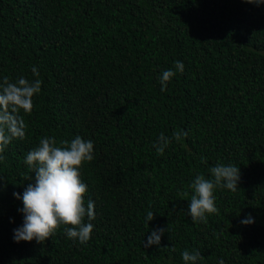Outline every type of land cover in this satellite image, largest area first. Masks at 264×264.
Wrapping results in <instances>:
<instances>
[{
  "label": "trees",
  "instance_id": "16d2710c",
  "mask_svg": "<svg viewBox=\"0 0 264 264\" xmlns=\"http://www.w3.org/2000/svg\"><path fill=\"white\" fill-rule=\"evenodd\" d=\"M177 60L184 72L161 91L158 77ZM4 76L43 83L32 113H20L26 138L0 160V264H184V250L201 253L197 264H264V4L0 0ZM180 129L188 136L158 155L160 133ZM76 135L94 142L81 169L85 203L95 202L91 239L61 226L43 244L15 242L23 202L13 193L35 176L28 151ZM217 163L240 168L239 188H217L219 214L193 222L189 185ZM248 214L254 222L241 224ZM157 228L168 231L145 248Z\"/></svg>",
  "mask_w": 264,
  "mask_h": 264
},
{
  "label": "clouds",
  "instance_id": "9594fccd",
  "mask_svg": "<svg viewBox=\"0 0 264 264\" xmlns=\"http://www.w3.org/2000/svg\"><path fill=\"white\" fill-rule=\"evenodd\" d=\"M246 3L259 6L264 0H245ZM184 72L182 61L174 62V69L163 70L158 80L161 91L167 90V84L177 74ZM32 73L39 77L38 69L33 66ZM42 80L37 78L29 80L20 76L12 81L9 76L0 80V160L4 159L2 153L14 139L26 138L27 124L21 111L30 115L34 108L33 97L41 92ZM188 136V132L180 129L166 136L160 133L153 147L158 155H163L167 147L174 141L182 142ZM95 159L94 142L76 135L71 141L67 139L57 140L55 137L45 136L40 139L38 146L28 151L24 163L35 173L25 180H34L29 183L23 194L14 192L17 199H22L23 207L18 209L23 214V223L13 230L15 242L35 240L43 244L56 231L64 226L67 238L85 244L91 239L94 229L93 220L96 218L95 202L91 199L85 203V194L88 185L81 179V169L85 163ZM203 163H207L205 157H200ZM210 177L203 174L196 175L189 185L192 190L187 215L193 222L207 223L209 215L219 214L216 206L215 190L217 188L228 189L236 192L241 179L240 168L232 164L217 163L209 169ZM4 177L0 176V180ZM6 187V185H3ZM187 196L188 193L183 194ZM154 219V212L148 211L145 219L146 225ZM87 220V222H85ZM254 220L251 214L240 221L248 225ZM168 228H157L151 231L145 248L151 245H160L161 237ZM172 251L175 248L172 247ZM184 264H197L203 257L197 250L182 252ZM218 264H225L220 259Z\"/></svg>",
  "mask_w": 264,
  "mask_h": 264
}]
</instances>
